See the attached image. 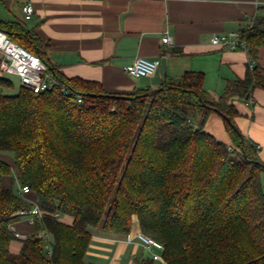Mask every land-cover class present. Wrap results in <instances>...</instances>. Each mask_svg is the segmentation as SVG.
Segmentation results:
<instances>
[{"label": "trees", "instance_id": "1", "mask_svg": "<svg viewBox=\"0 0 264 264\" xmlns=\"http://www.w3.org/2000/svg\"><path fill=\"white\" fill-rule=\"evenodd\" d=\"M0 29L67 91L7 95L13 83L0 77V152L13 157V166L0 159V264H95L85 261L93 236L127 237L135 218L163 245L164 264H264V162L238 129L233 103L264 90V15L240 31L251 60L245 77L216 99L200 73L110 93L61 74L25 21L0 19ZM211 114L223 119L230 144L205 131ZM15 183L37 197L44 217L13 253L18 213L33 207ZM41 231L51 235V256Z\"/></svg>", "mask_w": 264, "mask_h": 264}, {"label": "crops", "instance_id": "2", "mask_svg": "<svg viewBox=\"0 0 264 264\" xmlns=\"http://www.w3.org/2000/svg\"><path fill=\"white\" fill-rule=\"evenodd\" d=\"M28 1L34 6L28 29L47 44V57L58 71L69 78L99 82L110 93L155 90L165 80L200 73L206 91L220 97L230 83L245 77L251 60L245 51L213 46L212 36L239 32L264 15V0H2L16 8L21 20L22 6ZM165 35L172 38L171 45L162 43ZM139 57L160 59L153 76L134 80L125 73L124 68ZM257 63L264 70V46L258 49ZM233 103L239 112L238 129L264 162V90L256 89L248 102L234 99ZM204 129L230 144L219 115L211 114ZM262 184L264 188V175ZM3 187L9 188L10 180L5 184L3 179ZM24 198L38 202L31 193ZM61 221L72 224L67 216ZM13 230L27 238L34 233L24 218ZM138 232L135 218L127 237L94 235L86 257L101 264H135L137 258L151 256L137 240ZM20 248V240L11 245L13 253Z\"/></svg>", "mask_w": 264, "mask_h": 264}, {"label": "built area", "instance_id": "3", "mask_svg": "<svg viewBox=\"0 0 264 264\" xmlns=\"http://www.w3.org/2000/svg\"><path fill=\"white\" fill-rule=\"evenodd\" d=\"M264 6V2L261 3ZM23 21L29 22L34 15V6L32 2L28 1L22 6ZM253 23L243 29H248ZM162 43L166 45L172 44V38L165 35L162 38ZM211 44L215 47L228 49L231 51L242 50L248 53V47L245 40L242 38L241 32L231 33L229 35L214 34L211 38ZM160 59H147L139 57L133 61L132 64L124 68L125 73L134 80H140L149 76H153L159 68ZM14 76L18 78L21 88L30 91L34 94H42L50 92L54 89H61L66 91V88L60 85V82L53 77L49 72L45 63L36 55L27 51L20 44L12 41L9 35L0 29V77ZM81 100L79 99L78 102ZM0 159L1 152H0ZM3 160V159H2ZM19 193L24 198L30 194V189L18 186ZM33 207L29 210H23L18 214L27 219L29 225H35L37 220L44 217V213L40 208L38 202L30 201ZM59 218V214L54 215ZM16 240H25L27 237L18 232H14ZM37 237L44 243V249L47 254L51 256L52 244L51 235L47 231H41ZM137 240L147 249L154 262H163L164 247L161 243L152 237L136 233Z\"/></svg>", "mask_w": 264, "mask_h": 264}, {"label": "rangeland", "instance_id": "4", "mask_svg": "<svg viewBox=\"0 0 264 264\" xmlns=\"http://www.w3.org/2000/svg\"><path fill=\"white\" fill-rule=\"evenodd\" d=\"M12 6V5H11ZM19 18V14L16 10V8H10L8 7L4 2H2V0H0V19L3 21H8V20H12V19H18ZM31 21L27 22V27H31ZM7 79L11 80L13 83V88L12 89H4L2 92L4 94L7 95H15L18 93V91L21 88L20 82L18 80V78L14 77V76H6ZM1 158L5 160V162L8 165L12 164V154L10 153H1ZM4 183L7 184L9 183V180L7 178H4ZM14 189H18V185L15 183L14 184ZM24 218V217H21ZM25 220H27L26 218H24ZM65 222L69 223L70 219L69 218H65L64 219ZM24 222V221H23ZM28 235V234H27ZM86 263H95V264H101L99 261H90L88 257L85 258ZM161 263V262H158Z\"/></svg>", "mask_w": 264, "mask_h": 264}, {"label": "water", "instance_id": "5", "mask_svg": "<svg viewBox=\"0 0 264 264\" xmlns=\"http://www.w3.org/2000/svg\"><path fill=\"white\" fill-rule=\"evenodd\" d=\"M247 99H248V97H247ZM226 120H227V121H229V119H228V118H226Z\"/></svg>", "mask_w": 264, "mask_h": 264}]
</instances>
